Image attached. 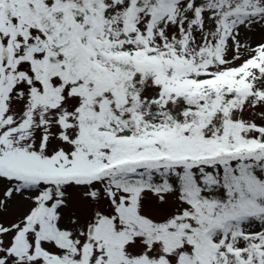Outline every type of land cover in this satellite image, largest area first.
<instances>
[{
	"label": "snow or ice",
	"instance_id": "snow-or-ice-1",
	"mask_svg": "<svg viewBox=\"0 0 264 264\" xmlns=\"http://www.w3.org/2000/svg\"><path fill=\"white\" fill-rule=\"evenodd\" d=\"M0 264H264V0H0Z\"/></svg>",
	"mask_w": 264,
	"mask_h": 264
}]
</instances>
